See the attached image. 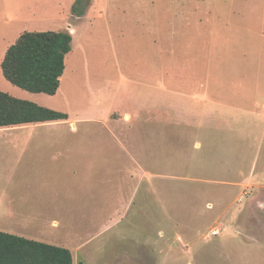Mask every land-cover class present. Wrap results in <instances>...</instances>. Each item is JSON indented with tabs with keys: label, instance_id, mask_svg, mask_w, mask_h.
Instances as JSON below:
<instances>
[{
	"label": "rangeland",
	"instance_id": "374dc122",
	"mask_svg": "<svg viewBox=\"0 0 264 264\" xmlns=\"http://www.w3.org/2000/svg\"><path fill=\"white\" fill-rule=\"evenodd\" d=\"M76 2L0 0V91L69 115L0 133V192L24 188L7 179L17 137L57 142L48 180L77 193L58 211L43 179L27 233L74 264H264V0H84L83 15ZM42 31L73 36L55 96L1 70Z\"/></svg>",
	"mask_w": 264,
	"mask_h": 264
},
{
	"label": "trees",
	"instance_id": "16d2710c",
	"mask_svg": "<svg viewBox=\"0 0 264 264\" xmlns=\"http://www.w3.org/2000/svg\"><path fill=\"white\" fill-rule=\"evenodd\" d=\"M77 0L73 12H78ZM73 36L63 31L25 32L11 45L1 70L12 85L33 93L55 96L72 51ZM69 115L0 91V128L68 121ZM0 264H74L72 252L0 231ZM80 264H85L81 262Z\"/></svg>",
	"mask_w": 264,
	"mask_h": 264
},
{
	"label": "crops",
	"instance_id": "0c3cea01",
	"mask_svg": "<svg viewBox=\"0 0 264 264\" xmlns=\"http://www.w3.org/2000/svg\"><path fill=\"white\" fill-rule=\"evenodd\" d=\"M160 84V82H159ZM139 97V96H138ZM144 97V96H140ZM208 105H210L208 103ZM207 105V106H208ZM209 109H213L208 106ZM66 122V121H63ZM56 123H62V122H56ZM50 124H29V125H19V126H9L0 128V133L5 132H21V131H33V130H39L44 129L49 126ZM14 138V137H13ZM10 141L8 143V148L11 151L12 157L7 162V179H13L16 183L19 182L22 188L21 190H18L17 192H10L5 194L6 192H0V215H4L8 218L9 223L6 225H0V228H5L7 232L13 235L21 236L28 238L30 240H40V238H47L46 241L42 243L50 244L52 245L54 240L52 237V234L50 236L48 235H42L40 236L39 233L33 232V233H27V226L26 224H22L23 221H27L29 219L27 214H30L33 212V210H37L40 208L43 204L42 199L39 198L42 196L43 192L40 190V182L44 179V181L47 183H51L48 180V176L55 177L58 174L62 173V170L60 168L63 164L62 160H60V155L64 154L62 152H52V151H46L47 149L51 150L52 148L56 147L57 142H46L44 140H31L26 139L21 141V139H16ZM59 145H62L59 143ZM48 160H51L53 162L59 161L58 166H53V168H50V166H46V163ZM90 162V161H87ZM77 169V173L79 172V169L76 168V166L72 167L71 171ZM51 173V174H50ZM53 174V175H52ZM55 175V176H54ZM57 178H61L60 175L57 176ZM52 184V183H51ZM34 188V190L30 191L31 188ZM18 189V188H17ZM47 194L49 195H56V199L58 203H51L58 211L64 210L63 207L68 205L67 201H74L72 198L77 197V193L74 194H68V192H64L62 189H57L56 186L54 187L52 184V188H50L47 191ZM32 195L36 196V199L32 201ZM35 204L32 208L31 206L33 203ZM4 214H3V213ZM60 227V223L53 219L51 221V228L57 229ZM29 232V231H28ZM35 233V234H34ZM41 242V241H38Z\"/></svg>",
	"mask_w": 264,
	"mask_h": 264
},
{
	"label": "built area",
	"instance_id": "2783aa9c",
	"mask_svg": "<svg viewBox=\"0 0 264 264\" xmlns=\"http://www.w3.org/2000/svg\"><path fill=\"white\" fill-rule=\"evenodd\" d=\"M218 234V232H214V235H217Z\"/></svg>",
	"mask_w": 264,
	"mask_h": 264
}]
</instances>
